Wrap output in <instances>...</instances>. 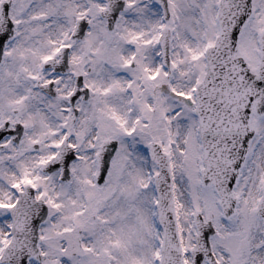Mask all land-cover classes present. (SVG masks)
<instances>
[{
  "label": "snow or ice",
  "instance_id": "snow-or-ice-1",
  "mask_svg": "<svg viewBox=\"0 0 264 264\" xmlns=\"http://www.w3.org/2000/svg\"><path fill=\"white\" fill-rule=\"evenodd\" d=\"M0 264H264V0H0Z\"/></svg>",
  "mask_w": 264,
  "mask_h": 264
}]
</instances>
